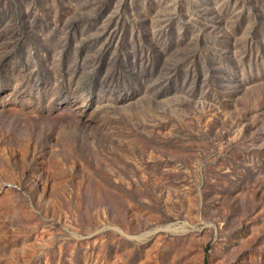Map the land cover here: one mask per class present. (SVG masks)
I'll return each instance as SVG.
<instances>
[{"label": "rangeland", "instance_id": "1", "mask_svg": "<svg viewBox=\"0 0 264 264\" xmlns=\"http://www.w3.org/2000/svg\"><path fill=\"white\" fill-rule=\"evenodd\" d=\"M0 264H264V0H0Z\"/></svg>", "mask_w": 264, "mask_h": 264}]
</instances>
